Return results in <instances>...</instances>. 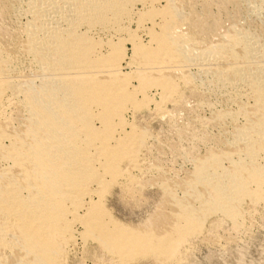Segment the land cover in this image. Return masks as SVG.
<instances>
[{"label":"bare ground","instance_id":"6f19581e","mask_svg":"<svg viewBox=\"0 0 264 264\" xmlns=\"http://www.w3.org/2000/svg\"><path fill=\"white\" fill-rule=\"evenodd\" d=\"M258 229L264 0H0V264H184Z\"/></svg>","mask_w":264,"mask_h":264},{"label":"rangeland","instance_id":"374dc122","mask_svg":"<svg viewBox=\"0 0 264 264\" xmlns=\"http://www.w3.org/2000/svg\"><path fill=\"white\" fill-rule=\"evenodd\" d=\"M259 236L258 234H255L254 235V241H251L250 240L248 242H246L245 244L241 245L242 247H240V249L237 251L236 253V250L232 252V254H236L234 256H232V254L229 253L230 256H232V259L228 254V252L226 251H223V253L220 255L219 252L218 254L213 251H210L206 245H202V244H199L198 246H196V248L190 253L189 255V258L188 259H191V260H187L185 261L186 264H221V263H224V264H264V231L263 230H259ZM256 236V237H255ZM258 238V239H257ZM249 243V244H248ZM206 246V247H205ZM198 247V248H197ZM258 247V248H257ZM262 249V250H261ZM251 250V251H249ZM196 251V252H195ZM208 251V252H207ZM195 252V253H193ZM212 253V254H211ZM214 253V255H213ZM251 253V254H250ZM216 254V255H215ZM247 254V255H246ZM256 254V255H255ZM262 254V255H261ZM210 255V256H209ZM242 255V256H241ZM252 255V256H251ZM261 255V256H260ZM192 256V258H190ZM204 256V257H203ZM215 256V257H214ZM220 256V257H219ZM225 256V257H224ZM212 257V258H211ZM219 257V258H218ZM224 257V259H223ZM228 257V259H227ZM240 257V258H239ZM242 257H244L243 259H241ZM252 257V258H251ZM211 258V259H210ZM223 259V261L221 259ZM230 258V259H229ZM235 258V259H234ZM238 258V259H236ZM262 258V259H261ZM213 259V260H212ZM219 259V260H217ZM241 262H240V260ZM253 259V260H252ZM261 259V260H260ZM216 260V261H215ZM221 260V261H220ZM225 260H226V263H225ZM231 260V262H230ZM218 261V262H217ZM229 261V263H228ZM239 261V262H238ZM245 261V262H244ZM238 262V263H236ZM250 262V263H249ZM184 263V264H185Z\"/></svg>","mask_w":264,"mask_h":264}]
</instances>
